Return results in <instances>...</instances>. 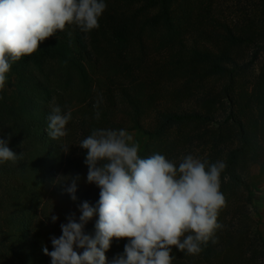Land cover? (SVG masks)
<instances>
[{"label":"trees","instance_id":"trees-1","mask_svg":"<svg viewBox=\"0 0 264 264\" xmlns=\"http://www.w3.org/2000/svg\"><path fill=\"white\" fill-rule=\"evenodd\" d=\"M104 2L98 28L83 32L66 24L34 53L11 62L8 86L0 90V139L19 155L16 162H0V192L12 206L0 211V235L6 236L11 264H50L42 245L51 251L50 236L61 235L66 215L79 217V203L99 198V188L86 182L80 142L94 129H125L127 122L146 137L141 158L159 153L173 162L185 147L198 144L214 151L208 164H226L220 174L225 198L220 227L197 255L173 248L172 264H256L252 244L261 241L264 248L263 238L257 231L247 244L243 227L234 224L243 222L248 207L260 218L242 172L264 161V62L250 90L242 80L264 51V0H253V18L234 26L218 0ZM154 45L163 49L159 61L149 54ZM244 48L252 50L247 61ZM103 59L107 74L100 70ZM223 100L229 103L227 115L210 128ZM56 105L62 112L76 109L78 118L69 122L66 136L52 140L48 116ZM173 129L180 137L169 138ZM77 173L73 202L59 185ZM51 211L58 216L55 223L45 222ZM95 219L86 232L94 234ZM125 243L112 241L105 253L109 261L123 253Z\"/></svg>","mask_w":264,"mask_h":264},{"label":"clouds","instance_id":"clouds-1","mask_svg":"<svg viewBox=\"0 0 264 264\" xmlns=\"http://www.w3.org/2000/svg\"><path fill=\"white\" fill-rule=\"evenodd\" d=\"M104 0H0V90L6 86L11 62L31 55L40 42L75 24L89 32L99 27ZM97 118L99 113L97 112ZM71 112L56 105L48 116L47 135H67ZM125 129H94L79 147L86 150V182L99 188L95 203L85 200L52 235V250L42 245L50 264H172L173 248L197 255L220 227L219 210L225 206L220 192L223 161L208 164L186 155L178 167L156 153L138 155L139 146ZM0 139V162H16L19 155ZM69 147L64 151L67 153ZM59 185L75 202L80 174ZM95 219L94 234L86 225ZM55 223L52 211L45 219ZM126 239L123 253L111 261L105 253L113 240Z\"/></svg>","mask_w":264,"mask_h":264},{"label":"rangeland","instance_id":"rangeland-1","mask_svg":"<svg viewBox=\"0 0 264 264\" xmlns=\"http://www.w3.org/2000/svg\"><path fill=\"white\" fill-rule=\"evenodd\" d=\"M218 2L219 8H221L224 12L225 20L231 26H234L237 23H239V25L246 23L247 21L245 20V18L248 15L251 16V19L253 18V12H251V8L249 7L253 0H218ZM238 7L241 8V12L238 10ZM251 52V49L244 48V52L241 54L243 60H249V54L251 55ZM149 54L150 56L152 55L154 61H159V57L163 54V49H160L159 47L156 48L155 45L151 46ZM263 62L264 51L259 54L257 59L252 64L251 68L247 71L246 79L242 80V82L247 81L246 85L248 86V90H250L252 88V85L255 84L259 74L260 66L263 64ZM100 70L103 71V74H107V63L104 61V59L101 62ZM7 83L8 81L6 80L5 87L8 86ZM163 96L167 97V93L163 94ZM167 99L169 98L167 97ZM228 110L229 103L227 102V100H223L219 104V106L216 107V110L213 113V122L209 125V127L215 129L217 127V123L221 122L226 117ZM69 111L71 112V119L69 122H74L76 118H78V112L76 109H70ZM151 121V119H148L147 121H145V125H148L149 123H151ZM69 122L66 125V130L68 128ZM125 130L134 137L133 142L138 144L140 150L142 144H144L146 140V137H143L138 126L135 123L127 122L125 125ZM169 133V138L180 137V133L176 129L171 130ZM213 152L214 151H212L210 147H203L202 145L192 144L189 148L185 147L179 154V156L173 160V163L178 167L183 158L186 155L191 154L194 158H198L201 161H207V169L211 154ZM242 174L251 184V200L259 207L260 214V218L258 219L255 216L253 209L248 207V215L246 218H242L243 222L239 223L238 225L234 224L236 228L240 227V225L241 227H243V234L246 237L247 244H249V241H253L257 238V231L264 240V161H261L254 166H248L243 170ZM9 199V196H3L0 192V211H2L3 213L12 210ZM5 237L6 236L3 234L0 235V264H11V256L8 254L9 247L6 246L7 243L5 241ZM252 246L256 251V264H264V248L261 244V241L254 240Z\"/></svg>","mask_w":264,"mask_h":264}]
</instances>
